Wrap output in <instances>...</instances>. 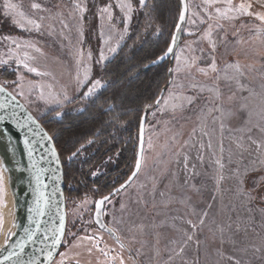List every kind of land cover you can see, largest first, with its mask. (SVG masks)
I'll list each match as a JSON object with an SVG mask.
<instances>
[{
  "label": "rangeland",
  "instance_id": "obj_1",
  "mask_svg": "<svg viewBox=\"0 0 264 264\" xmlns=\"http://www.w3.org/2000/svg\"><path fill=\"white\" fill-rule=\"evenodd\" d=\"M90 1L9 0L17 7L7 15L23 32L0 31V61H7L0 64V68L13 72L7 82L10 89L37 117L77 97H85L96 80L103 85V80L93 75L94 65L103 67L119 50L129 30L133 11L143 7L140 0L136 4L132 0H96L88 17L89 24L92 17L95 18L94 30L87 39L83 15ZM186 1V17L173 48L171 79L159 98L160 105L152 101L146 104L148 116L143 123L140 171L123 189L104 201L103 216L118 238L94 224V195L86 194L79 200L66 201L63 246L50 264H60L62 260L63 264H120L121 258L124 264H236V261L239 264H264V164H261L264 148L258 151L257 145L247 139L251 135L253 140L264 142V132L255 127L258 123L264 127V121L260 120L264 109V22L249 15H237L233 21H217L215 8L227 7L224 0L212 6L205 0ZM121 2L130 3L131 11L127 8L122 11L118 6ZM241 2L251 3V12H264V0H232V5L238 6ZM4 3L5 0H0L3 13ZM33 3L41 4V9H33ZM76 4L85 11L81 13ZM106 7L111 20L108 19L109 13L101 11ZM209 16L213 18L209 20ZM29 19L42 25L39 32L27 23ZM201 19L206 22L201 23ZM209 23L214 28L216 23L223 25V31L215 36V53L207 40L192 43L205 32ZM190 32L194 34L189 35ZM221 37L226 40L220 42ZM13 40L21 47L17 48ZM24 42L35 44L41 51L24 47ZM190 46L197 51L191 52ZM200 48L204 49L203 54ZM25 52L35 57L25 62L48 75L39 76L28 72L22 64L17 65V59H24ZM192 55H203V59L190 74L186 69L177 72L178 65ZM211 55L220 69L226 63L238 60L245 68L242 83L256 94L250 96L248 91L239 92L235 83L221 79L218 82L220 98L216 99L215 92L208 90L217 84L216 73L209 72L205 76L197 71L200 67L208 68ZM177 56L181 58L179 62ZM248 65L253 66L251 71L247 70ZM86 75L87 80L81 86L80 81H84ZM17 83L21 87H17ZM192 83L204 86L205 90L201 92L199 88H192ZM21 91L23 96L19 95ZM173 93L192 96L195 100L183 110L173 112L164 105V99ZM245 97L247 99H243ZM241 104H247V108L242 109ZM217 105L221 106V111L215 110ZM246 120L249 121L247 124ZM247 128L252 129L251 133H247ZM237 129L245 130L243 148L237 147L241 136ZM204 132L208 135L205 136ZM209 139L210 149L207 147ZM221 142L223 152L220 151ZM201 143L205 145L203 149ZM134 151L129 149V169L135 159ZM185 155L189 158L187 167ZM200 155L203 161L198 158ZM217 159H221L222 169L215 163ZM97 172L93 170L92 175ZM218 176L224 177L219 185ZM13 189L16 192L18 185L15 184ZM244 193H250L254 199L249 201ZM6 198L3 180L0 207L6 205ZM14 210L13 220L18 218V204ZM204 213L207 216L201 225ZM2 216L0 210V239L4 242L14 231L5 225ZM228 224H231V230L225 234V239L227 241V236L231 235L235 245L220 242L217 226ZM237 224L242 229L239 232L236 231ZM188 235L192 239L184 245ZM11 239L1 251L9 247ZM182 245L184 250L181 252Z\"/></svg>",
  "mask_w": 264,
  "mask_h": 264
},
{
  "label": "trees",
  "instance_id": "obj_2",
  "mask_svg": "<svg viewBox=\"0 0 264 264\" xmlns=\"http://www.w3.org/2000/svg\"><path fill=\"white\" fill-rule=\"evenodd\" d=\"M95 2L90 1L83 15L87 39L94 30L95 18L91 16L89 24L88 17ZM180 8L181 0H146L143 7L133 11L119 50L103 67L94 65L93 75L103 80V87L92 96L77 97L38 116L52 135L61 158L64 201H76L86 194L94 195L95 199L132 171L135 159L129 169V149L135 150L136 158L140 117L144 113L147 119L146 104L151 101L154 104V98L171 79L173 57L159 61L156 58L172 39ZM0 31L23 32L1 7ZM13 75L8 68H0V82L9 89L7 82ZM93 170L99 172L92 175Z\"/></svg>",
  "mask_w": 264,
  "mask_h": 264
},
{
  "label": "snow or ice",
  "instance_id": "obj_3",
  "mask_svg": "<svg viewBox=\"0 0 264 264\" xmlns=\"http://www.w3.org/2000/svg\"><path fill=\"white\" fill-rule=\"evenodd\" d=\"M145 2H146V0H140V5L143 6L145 4ZM218 2H219V0H205V3L207 5H209V6H212V5H214V4L218 3ZM224 2L227 4V7L223 8V9L221 7H216L215 8V13H216V17L215 18H216L217 21H219V20L233 21V20H235L237 18V15H249V16H256L261 22H264V12H251L250 11V9L252 8L251 3L241 2L238 6H234V5H232V0H224ZM118 6L121 8L122 11L125 8H127L128 11H131V4L130 3L129 4H125V3L121 2ZM3 7L5 9V14H8V12L10 10L14 11L17 6L15 4H12L11 2H9V0H5V3L3 5ZM31 7L33 9L40 10L41 9V4L33 3L31 5ZM75 7L81 13H83L85 11V9L83 7H81L79 4H76ZM186 10H187V5H185L184 10L181 11L180 23L177 24V31L178 32L181 30V24L185 20V11ZM101 11L109 13L108 19L111 20L112 16H111V13L109 12V9L107 7L101 9ZM20 15L23 16V13H20ZM212 18H213L212 16L208 17L209 20H211ZM40 19L42 20L43 17H41ZM81 19H82V17H81ZM205 22L206 21L201 19V23H205ZM27 23L29 25H32V28L35 29L37 32H39L41 30L42 25L40 23H38L36 20L29 19L27 21ZM193 23H195V21H193ZM20 26L23 27V25H20ZM64 26L67 27L66 24ZM28 30L30 31L32 29H28ZM222 31H223V25L221 23H216L215 24V28H214V26L211 23H209L207 29L205 30V32L201 36H199L197 38V41H193L192 43L196 44V43H198L200 41L207 40L209 45H210V47H211L212 53H215L216 48H217V40L215 39V36H216V34L218 32H222ZM188 34L189 35H193L194 33L190 32ZM176 40H177V37L174 35L173 36V42H172L173 45L176 44ZM225 40H226V37H221V41L220 42H224ZM12 43L16 44L17 48L21 47V44L17 43L15 40H13ZM24 47L34 48L36 52H40L41 51V49L37 48L35 44H32L30 42H24ZM189 50L191 52L197 51V49L192 48L191 46H190ZM112 51L114 52L115 49H112ZM199 51H200L201 54H203L204 49L200 48ZM172 52H173V46H169V48L167 49V52L165 53V55H168L169 53H172ZM23 55H24V59H22V60L21 59H17V61H16L17 65H21L22 64L23 67L25 69H27L28 72L36 73L39 76L48 75V73L40 72L35 67H30L29 64L25 62L27 60H34L35 57L29 56V54L27 52H25ZM101 58L103 59V55H102ZM210 58H211L212 62H211V64L208 65V68L200 67V68L197 69V71L200 72L201 74L205 75V76H207L209 74V72L216 73V78L215 79L217 81V84H216V86L214 88L208 89L209 91H214L215 92L216 99L220 98V90H219L218 82L221 79H223V80H225L227 82H230V83H235V85L237 87V90L239 92L248 91L250 96L256 94V93L253 92V90L251 88L248 87L247 84L242 83V79L245 77V68L240 64V62L238 60L234 61V62L226 63L224 65L223 69H220L217 66V63H216L214 55H211ZM160 59H163V57H161ZM180 59H181L180 56H177L178 62L180 61ZM201 59H203V55H201V56L192 55L190 57H187V58L184 59L182 65H178L176 71L180 72V71L186 69L189 72V74H190L191 73V69ZM6 63H7V61H0V64H6ZM252 68H253L252 65H248L247 66V70L248 71H251ZM21 79H22V77H21ZM86 80H87V75L85 76V80L84 81H80L81 86L84 85ZM14 83H16V82H14ZM190 86L192 88H194V89L199 88V91H201V92H203L205 90L204 86L198 85L196 83H192ZM17 87H21V84L17 83ZM102 87H103V85H102L101 81H99V80L94 81L92 83L91 87L88 88V91L84 94L85 98H87L89 96H92L98 89H100ZM178 87H181V86H178ZM3 92H6V89L3 86H0V93H3ZM8 95L11 96V100L12 101L16 100V96L15 95H12L11 93H9ZM19 95L23 96L24 95L23 91H21L19 93ZM243 99H247V98L245 97ZM194 100H195V97L186 96V95H183L182 93H173L167 99H164V105H165V109H171L173 112H175L177 109L183 110L184 107H186L189 104H192L194 102ZM156 103L159 106L160 105V99H158ZM5 107H7V104L0 103V108H5ZM15 107H23V105L16 104ZM241 108L242 109H246L247 108V104H241ZM165 109H161V111H163ZM215 110L216 111H221V106L217 105ZM56 115L60 116L61 113H56ZM248 115H249V118H250L251 117V112H249ZM5 119H6L5 116H0V122H3ZM27 119L29 121H32L33 123H35V120H34V118L31 115H29L27 117ZM260 120L264 121V109H262V112L260 114ZM13 122L16 123L19 128L25 127L24 124H20L18 121H15L14 118H13ZM248 122L249 121L246 120L245 124H247ZM165 123H167V122H165ZM223 127H224V124L221 123V129H223ZM255 127L259 128V130L261 132H264V127H261L259 123L257 125H255ZM29 130L31 131V129H29ZM3 131L6 132L7 129H5ZM193 131H195V130H193ZM237 131L241 132V136L239 137V139L237 141V147L238 148H243L244 145H243L242 141L244 140V131L245 130L244 129H237ZM246 131H247V133H251L252 129L251 128H247ZM143 134H144V124H143V121H142L141 122V127H140V137H139L141 153L143 152V145H144V135ZM203 134L205 136L208 135L207 132H204ZM173 139H175V137H173ZM247 139L252 141V143H255L257 145V150L258 151L261 148H264V142H259V141L253 140L251 135H248ZM185 143H187V142H185ZM24 144H25V147L28 149L29 157H32L33 156V149H32V146L30 145V142H29L27 137H25V139H24ZM149 147H151V140L150 139H149ZM204 147H205V145L203 143H201L200 144V148L203 149ZM207 147L209 149L212 147L210 139L208 141ZM220 151L223 152V143L222 142L220 143ZM52 155L56 156L55 151H53ZM75 155L76 154L73 153V156H75ZM198 158L201 161H203V156L202 155H200ZM188 159H189L188 156L185 155L184 156L185 167H187ZM141 163H142V159H141L140 156H138L137 161H136V170L132 174L133 177L136 176L137 173L140 171ZM215 163L221 169L224 167L221 159H217L215 161ZM2 164H3V161H0V166H2ZM261 164H264V160L261 161ZM31 167L36 169V173H35L34 178H35L36 183H37V188L39 189V187L42 185V181L40 180V172L42 170L37 167L35 161H33ZM252 170H254V169H252ZM245 171H248V169H245ZM223 178H224L223 176H218L217 177V184L218 185H219V182L221 180H223ZM131 179H132V177L129 178V180H131ZM240 184L241 185L243 184L242 180H240ZM2 185H3V175L0 174V190H2ZM124 187H125V185H121V189H123ZM117 191H119V190H117ZM241 191H242V188H241ZM244 195L247 197V199L249 201L254 199L251 196L250 193H244ZM108 199H109L108 197H104L102 201H98L96 203L97 217H98L97 221H96L97 223H101V221L99 219L100 210H101L103 202L107 201ZM47 203H48V198L45 196V194L43 192H39V195L37 196V199H36V207L34 209H30V211H34L37 216H43L44 215V206H46ZM121 207L123 208L124 206L121 205ZM206 216H207V213H204V216L201 217V220H200V224L201 225H203L204 217H206ZM188 223L191 224V221H188ZM36 224H37V229H39L40 222L38 220L36 221ZM101 226L103 227V225H101ZM192 226L195 227V225H192ZM63 229H64V217L61 216L60 225H59V228L57 229V231L62 234L63 233ZM217 230L220 233V242H221V244H223L225 242L231 243L233 245L236 244V241L232 238L231 235L227 236V241L225 239V234L229 233L230 230H231V224H228L227 226L218 225L217 226ZM241 230L242 229H241L240 225L237 224L236 231L239 232ZM244 230L246 231V229H244ZM24 231L26 233H28L27 239L28 240H32L34 235H35V233L34 232H29V230L27 228ZM109 231L111 232V231H114V230L113 229H109ZM12 235H15V233H9L7 235V237L4 240V245H7L9 243ZM45 239H47V237H45ZM87 239L91 240L92 237H87ZM191 239H192V236L188 235L187 236V240L184 241V245H186L187 241L191 240ZM59 242H60L59 239H54L53 240L54 244H58ZM25 243H26V241H23V240L22 241H18L14 245V247L18 248L19 252L13 251L8 256L3 257V260L4 261L11 260L12 256L19 257L20 253H23V251H24ZM173 243H176V241H173ZM0 247H2V246H0ZM123 247H124V245L121 244V248H123ZM183 250H184V246L182 245L181 248H180V251L182 252ZM88 251L91 252V249H89ZM257 251H259V249H257ZM60 255L64 256V253H61ZM48 256L51 257V252L48 253ZM169 259L171 260L172 257L170 256ZM17 264H24V261H18ZM27 264H35V261L34 260H29V261H27ZM60 264H63V260L60 262ZM120 264H124V260L122 258L120 259ZM236 264H239V261H236Z\"/></svg>",
  "mask_w": 264,
  "mask_h": 264
},
{
  "label": "water",
  "instance_id": "obj_4",
  "mask_svg": "<svg viewBox=\"0 0 264 264\" xmlns=\"http://www.w3.org/2000/svg\"><path fill=\"white\" fill-rule=\"evenodd\" d=\"M185 5H187L186 0H181V8L177 23L175 25L173 36H177V24L180 23V14L181 11L184 10ZM187 11V10H186ZM185 11V17H186ZM173 36L171 41L169 42L167 48L163 52V54L156 58L159 61L161 57L170 58L173 57V52L165 55L169 46H173ZM0 86H3L6 89V92L0 93V103L7 104V107L0 108V116H5L6 119L3 122H0L5 129L9 130L14 137L18 139V141L23 145L24 149L28 154V149L25 147L24 139L25 137L28 138L30 145L33 149V156L29 157L30 165H32L33 161L36 162V165L42 171L40 172V180L42 181V185L37 188V183L34 178L36 169L32 167L33 170V178L35 182V197L32 208L36 207V199L39 195V192H43L45 196L48 198V203L44 206V215L37 216L34 211H30V214L26 221L24 222L23 226H21V232L19 237L17 238L16 242L18 241H26L24 245L23 253H20L19 257L12 256L11 260L4 261L3 257L8 256L11 252H19L18 248H15L14 245L7 249L5 252L0 254V264H17L18 261H24V264H27V261L34 260L35 264H50L58 252L60 248L65 227H66V201L65 200V193H64V174H63V165L61 164V158L59 152H57V148L55 142L50 134V132L45 128L39 117L35 116V114L29 109V107L14 93L11 89H9L6 85L0 82ZM164 89H162L156 98H154V104H156L157 100L162 96ZM11 93L12 95L16 96V100L12 101L11 96L8 94ZM16 104L23 105V107H15ZM31 115L35 123L29 121L27 117ZM13 118L15 121H18L20 124H24L25 127L19 128L16 123L13 122ZM145 123V114L143 113L139 120L138 126V141H137V150H136V158L135 164L130 174L120 183L115 185L112 189L107 191L105 194L95 198L94 208H93V221L100 229L108 232L112 237L115 239L118 238L116 231L106 223V220L103 216V208L104 202L102 204L99 219L101 223H97V207L96 203L98 201H102L104 197H110L114 193L118 192L117 190H121V185H127L133 179V172L136 170V161L138 156H142L140 150V127L141 122ZM31 129V131L29 130ZM144 135V134H143ZM50 138V139H49ZM55 151L56 156H53L52 153ZM58 161V162H57ZM132 177L131 180L129 178ZM127 182V183H126ZM61 216L64 217V229L63 233L57 231L60 225V218ZM39 221V229H37L36 221ZM103 225V227L101 226ZM28 229L29 232H34L35 235L32 240H28L26 233L24 230ZM109 229H113L114 231H109ZM47 237V239H45ZM59 239L58 244H54L53 240ZM51 252V257L48 256V253Z\"/></svg>",
  "mask_w": 264,
  "mask_h": 264
},
{
  "label": "bare ground",
  "instance_id": "obj_5",
  "mask_svg": "<svg viewBox=\"0 0 264 264\" xmlns=\"http://www.w3.org/2000/svg\"><path fill=\"white\" fill-rule=\"evenodd\" d=\"M3 130H5V127L0 123V161H3L2 166H0V172L3 175L7 191L6 205L1 206L0 210L2 211L5 225L14 231L15 235H13L9 247L4 251H1L4 242L0 239V246H2L0 247V254L12 247L16 242L21 232V226H23L30 214V209L33 205L32 201H34L35 197V182L32 177L33 170L28 154L23 145L9 130L6 132ZM15 184L18 185L16 192L13 189ZM17 204L19 205L18 218L13 220L12 213L15 212L14 208Z\"/></svg>",
  "mask_w": 264,
  "mask_h": 264
}]
</instances>
